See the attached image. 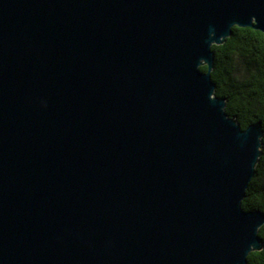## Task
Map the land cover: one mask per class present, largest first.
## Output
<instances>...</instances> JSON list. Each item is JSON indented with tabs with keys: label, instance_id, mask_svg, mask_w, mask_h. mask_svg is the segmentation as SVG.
Returning <instances> with one entry per match:
<instances>
[{
	"label": "water",
	"instance_id": "water-1",
	"mask_svg": "<svg viewBox=\"0 0 264 264\" xmlns=\"http://www.w3.org/2000/svg\"><path fill=\"white\" fill-rule=\"evenodd\" d=\"M264 0H0V264H246L263 129L212 45ZM206 66V72L199 67Z\"/></svg>",
	"mask_w": 264,
	"mask_h": 264
},
{
	"label": "trees",
	"instance_id": "trees-1",
	"mask_svg": "<svg viewBox=\"0 0 264 264\" xmlns=\"http://www.w3.org/2000/svg\"><path fill=\"white\" fill-rule=\"evenodd\" d=\"M211 51L214 95L225 100V113L242 130L257 121L262 123L261 153L241 208L264 214V35L251 28L233 27L224 43L212 45ZM199 70L206 72L207 68L201 66ZM258 236L262 248L249 253L246 264H264V225Z\"/></svg>",
	"mask_w": 264,
	"mask_h": 264
}]
</instances>
